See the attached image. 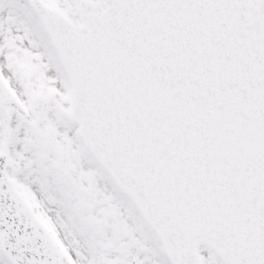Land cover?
I'll use <instances>...</instances> for the list:
<instances>
[{
    "label": "snow or ice",
    "instance_id": "obj_1",
    "mask_svg": "<svg viewBox=\"0 0 264 264\" xmlns=\"http://www.w3.org/2000/svg\"><path fill=\"white\" fill-rule=\"evenodd\" d=\"M0 264H264V0H0Z\"/></svg>",
    "mask_w": 264,
    "mask_h": 264
}]
</instances>
